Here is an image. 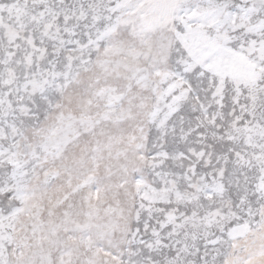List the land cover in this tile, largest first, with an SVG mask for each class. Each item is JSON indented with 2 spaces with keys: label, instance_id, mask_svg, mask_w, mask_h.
<instances>
[{
  "label": "snow or ice",
  "instance_id": "6c2138e0",
  "mask_svg": "<svg viewBox=\"0 0 264 264\" xmlns=\"http://www.w3.org/2000/svg\"><path fill=\"white\" fill-rule=\"evenodd\" d=\"M0 264H264V0H0Z\"/></svg>",
  "mask_w": 264,
  "mask_h": 264
}]
</instances>
